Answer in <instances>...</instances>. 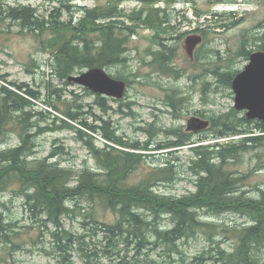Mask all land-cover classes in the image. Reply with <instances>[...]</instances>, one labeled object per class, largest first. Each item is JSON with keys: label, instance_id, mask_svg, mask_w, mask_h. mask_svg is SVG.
Returning a JSON list of instances; mask_svg holds the SVG:
<instances>
[{"label": "rangeland", "instance_id": "1", "mask_svg": "<svg viewBox=\"0 0 264 264\" xmlns=\"http://www.w3.org/2000/svg\"><path fill=\"white\" fill-rule=\"evenodd\" d=\"M108 4L128 12L140 7L138 0H0V6L5 8L33 7L35 13L44 20L53 21L59 14L58 20H71L78 28L82 27L80 8ZM156 6L164 9L161 14H166L169 22L159 31L138 24L127 38L122 57L124 60L103 67L114 78L126 82L127 89L120 99L95 94L54 75L56 60L53 50L46 44L51 37L47 25L35 31L25 28L18 21L0 20V85L13 89L9 82L26 83L29 88L38 91L40 99H32L35 103L33 109L44 112L42 117L36 118L41 126L48 127L43 135L36 138V148L31 158L41 160L58 148L59 153L51 161L74 171L85 167L99 171L94 151L104 150L106 144L120 148L100 135L103 130H109L116 140L141 148L150 146L147 150L127 149L144 154L140 163L132 168L133 182L142 177L144 172L163 166L168 160L174 161L179 172L176 180L158 185L156 190L166 196L180 197L195 190L196 177L188 165L191 151L187 145L179 150H155L156 146L176 140V133L178 136L187 133L195 141L199 136L206 137L204 140H210L203 143L217 141L222 145L237 144L244 136H261V142L240 150L238 157L228 165L237 175L246 176L243 189L248 190L247 195L257 197V188L264 190V132L255 130V123H252L249 127H242L246 135L207 138L214 134L212 123L210 128L200 133L191 131L190 134L186 126L193 116H201L209 122L227 113H233L238 118L246 117V110L234 108L235 94L230 85L235 75L248 64L249 55L254 51H264L259 47L264 34V0H178L169 5L158 3ZM191 34L201 36L193 57H189L184 48V40ZM90 37L95 40L96 48H99L98 33L90 34ZM161 43L173 49L168 63L160 61L155 54L161 49ZM87 69H80L73 75ZM98 95L104 99L106 109L95 103ZM47 102H51V105ZM74 102L81 105L80 120L96 126L97 133L64 116L65 106ZM61 120L90 134L95 139L91 145L93 150L88 138L65 127ZM7 126L0 128V150L19 143L17 132ZM66 205L71 206L73 212L62 218L63 229L86 236L91 254L88 260L82 259L83 252L79 248L83 246L75 245L71 252L72 264H182L179 256L169 258L167 255L170 252L159 246L145 249L146 254H136L133 245L125 249L122 244L113 248L106 243L107 250L115 253L121 251V254L93 255L103 253L105 233L101 231V225L91 221L89 214L106 223L114 222L116 216L111 210H105L98 202L90 200L79 199L75 206L67 201ZM0 214L5 223L15 224L13 231L0 230V264L69 263L58 251H52V237L47 230L54 229L52 224L45 223L43 226L33 215H29L17 185H8L4 191H0ZM202 218L228 227L244 225L248 220L232 212ZM4 233L11 235L13 242L3 238ZM208 246L203 234L182 242L185 264H190ZM223 246L230 250L232 236L224 239ZM94 249H98L99 253L94 252ZM259 259L258 264L264 263V250L259 254ZM205 264L216 263L206 260Z\"/></svg>", "mask_w": 264, "mask_h": 264}, {"label": "trees", "instance_id": "2", "mask_svg": "<svg viewBox=\"0 0 264 264\" xmlns=\"http://www.w3.org/2000/svg\"><path fill=\"white\" fill-rule=\"evenodd\" d=\"M177 1L138 0L140 7L129 12L119 10L116 5L111 4L95 6L94 9L80 8L83 15L80 28L74 26L71 20H58L59 14L53 21L44 20L29 6H0V20L18 21L25 28L35 31L42 30L47 25L51 37L46 44L53 50L56 60L54 75L67 80V76L80 69L103 68L123 61L127 38L138 24L156 31L161 30L169 19L166 14H161L164 9L156 5H169ZM99 21L103 23H98ZM97 33L99 48H96L95 40L90 37V34ZM261 41L259 47L264 50V34ZM160 46L161 49L155 54L160 61L168 63L173 49L163 43ZM9 83L13 89L0 85V128L3 125L11 127L12 131L17 132L19 143L0 150V191H4L8 185L19 187L29 215H33L43 226L45 223L52 224L54 229H47L52 237V251L62 254L68 264H72L71 252L75 245L83 246L79 248L83 252L82 259L88 260L91 255L85 241L86 236L75 235L63 229L62 218L73 212V208L66 205V202L75 206L79 199L98 202L103 209L111 210L116 216L114 222L106 223L89 214L91 221L101 225V231L105 233L103 253L93 255L121 254V251L115 253L107 250V244L113 248L122 244L125 249L133 245L132 249L136 254H146L145 249L159 246L170 252L167 255L169 258L177 255L182 264H185L186 256L181 243L203 234L209 246L195 256L190 264H205L206 260H212L216 264L259 263V254L264 250V190L257 188L258 195L255 198L247 195L248 190L243 189L246 176L237 175L228 165L238 157L240 150L261 142V136H244L237 144L222 145L217 142L203 143L210 140H204L206 137H199L195 141L185 134L176 135V140L156 146L155 150H179L187 145L191 151L188 165L196 177L195 190L180 197L166 196L158 193L156 187L175 180L179 174L177 164L168 160L163 166L144 172L142 177L133 182L132 168L140 163L144 154L127 149L147 150L150 146L141 148L136 144L116 140L109 130H103L100 135L120 148L106 144L104 150L94 151L99 171L87 167L74 171L51 161L59 153L58 148L41 160L32 159L36 138L48 129L47 126H41L36 118L42 117L44 112L33 109L35 103L32 99L39 100L40 95L26 83ZM47 103L51 105V102ZM95 103L106 109L101 96L98 95ZM172 105L175 106L174 103ZM80 108L81 105L77 102L69 103L63 111L64 116L97 133L96 126L80 120ZM61 122L65 127L88 138L90 147L93 145L92 141L95 139L90 134L76 129L65 120ZM252 123H255V130L264 132V123L261 121L238 118L233 113H227L212 119L214 134L207 138L245 134L242 127H249ZM3 128L6 127L1 129ZM231 212L247 217V223L228 227L202 218ZM165 221L168 223L165 224ZM14 226V223H5L0 214L2 232L13 231ZM227 233L232 236L230 250L223 246L224 239H230ZM2 236L13 242L11 235L4 233ZM94 252L99 253L98 249H94Z\"/></svg>", "mask_w": 264, "mask_h": 264}, {"label": "water", "instance_id": "3", "mask_svg": "<svg viewBox=\"0 0 264 264\" xmlns=\"http://www.w3.org/2000/svg\"><path fill=\"white\" fill-rule=\"evenodd\" d=\"M201 41V36L188 35L184 40V48L189 57H193L194 49ZM67 80L87 88L95 94L114 99L124 96L127 89L126 82L112 77L103 68L93 67L76 75H69ZM234 91V108L246 110L248 120H258L264 123V51H254L249 56L245 68L238 72L232 81ZM207 119L191 117L186 130L200 132L209 127Z\"/></svg>", "mask_w": 264, "mask_h": 264}, {"label": "bare ground", "instance_id": "4", "mask_svg": "<svg viewBox=\"0 0 264 264\" xmlns=\"http://www.w3.org/2000/svg\"><path fill=\"white\" fill-rule=\"evenodd\" d=\"M63 5V4H62ZM33 8V7H32ZM64 9V8H63ZM94 9V8H93ZM14 18V17H13ZM28 30V29H27ZM186 52V51H185ZM194 54V53H193ZM74 55V54H73ZM85 55V54H84ZM250 56V55H249ZM83 57V56H82ZM73 58V57H72ZM71 58V59H72ZM75 58V57H74ZM83 59V58H82ZM123 59V58H122ZM73 61V60H72ZM93 68V67H92ZM244 69V68H243ZM68 77V76H67ZM113 77V76H112ZM121 79V78H120ZM68 81V80H67ZM69 82V81H68ZM70 84V83H69ZM232 84V83H231ZM231 86V85H230ZM80 88V87H79ZM83 88V87H82ZM84 89H86V88H84ZM87 93H89V92H87ZM123 98V97H122ZM110 99H112V98H110ZM237 112V111H236ZM202 115V114H201ZM203 116V115H202ZM199 117H201V116H199ZM202 118V117H201ZM211 121V120H210ZM210 123H212V122H210ZM263 123V122H262ZM210 128V127H209ZM177 130V129H176ZM173 131V130H172ZM178 132V131H177ZM198 133H200V132H198ZM190 134H191V132H190ZM193 134V133H192ZM177 135V134H176ZM186 136H188L187 135V133H186ZM103 137V136H102ZM200 137V136H199ZM195 138V137H194ZM187 139V138H186ZM190 140V139H189ZM217 142V141H216ZM116 148V147H115ZM176 180V179H175ZM173 181V180H172ZM255 252V251H254Z\"/></svg>", "mask_w": 264, "mask_h": 264}, {"label": "flooded vegetation", "instance_id": "5", "mask_svg": "<svg viewBox=\"0 0 264 264\" xmlns=\"http://www.w3.org/2000/svg\"><path fill=\"white\" fill-rule=\"evenodd\" d=\"M189 132V131H188Z\"/></svg>", "mask_w": 264, "mask_h": 264}]
</instances>
